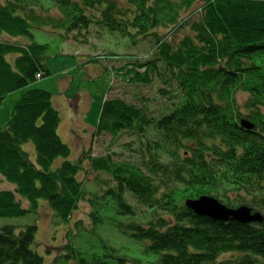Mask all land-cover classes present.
<instances>
[{"label": "trees", "instance_id": "1", "mask_svg": "<svg viewBox=\"0 0 264 264\" xmlns=\"http://www.w3.org/2000/svg\"><path fill=\"white\" fill-rule=\"evenodd\" d=\"M14 1V5H0V105L8 94L33 84L34 73L50 75L42 65L49 46L35 41L33 24L42 19V4L46 1L54 6V0ZM59 1L96 18L94 23H82L85 27H79L80 32L98 28L102 32L96 35L121 36L130 27L154 41L158 51L146 66L145 61L140 62L146 67L143 73L131 69L130 82L148 87L158 76L174 89L169 97L171 107L154 120L144 115L146 111L128 105L132 120L127 128L121 119L123 101L104 104L96 133L113 137L126 130L145 139L144 153L136 162L116 161L108 155L91 157L90 148L72 162L68 160L70 148L60 140L54 108L50 122L45 123L49 128H33L38 111L49 104L50 92L27 90L14 105L7 123L0 127V174L18 194L31 201L43 200L64 221L86 199L84 184L75 173L88 156L92 169L103 170L110 177L89 191L95 197L87 198L93 207L88 213L91 224L95 226L98 214L102 215L121 227L119 233L126 240L116 245L108 237L88 259L76 251V258L58 254L61 261L54 257L52 262L264 264V221L248 225L212 221L184 206V200L204 195L218 197L229 207L247 204L237 198L234 205L233 195L250 200L248 206L264 213V101H256L258 96L264 98V0ZM199 1L203 3L194 6ZM45 18L51 27H57L52 16ZM188 25L191 32L177 42H158L159 29L169 28L177 34ZM12 33L24 37L25 46L1 40ZM8 54L14 59L10 61ZM158 91L165 95L164 90ZM241 92L251 95L242 112L237 103ZM241 119L254 129H243ZM144 127H151L152 135ZM237 132L244 137H231ZM231 138L239 148L231 145ZM29 142L36 151V164L22 148ZM57 158L63 161L53 170ZM93 199L104 202L101 213L94 208ZM108 200L110 206H106ZM14 204L13 194L0 188V218L29 213ZM16 229L0 226V264H44V258L32 249L35 227Z\"/></svg>", "mask_w": 264, "mask_h": 264}, {"label": "rangeland", "instance_id": "2", "mask_svg": "<svg viewBox=\"0 0 264 264\" xmlns=\"http://www.w3.org/2000/svg\"><path fill=\"white\" fill-rule=\"evenodd\" d=\"M14 2V0H0V5L5 7L9 3L14 5ZM202 3L199 1L194 6H200ZM7 9L10 8L7 7ZM42 9L45 10L40 12L43 15V21L41 23L35 21V24H33L36 27L33 29V37L38 43L49 46L47 50L49 52L46 53L47 59L42 65L48 69L50 75L6 96L0 105V127L7 123L12 108L27 90L42 89L52 95L53 106L56 107L59 113L58 134L62 143L69 145L71 149L70 159L74 160L80 152L91 147V157L108 155L116 161H139L144 153L142 146L145 139L138 138L135 134L131 135L129 132L126 134L118 133L113 137L96 133L100 114L103 111L100 103L103 102L102 96H105V99L111 102L116 99H125L130 103H136V105L146 103L149 106L148 117L151 120L167 111V108L171 107L169 97L173 96L171 91L174 87H166L158 80V76L153 77V82L148 87L130 82L134 70L138 73H143L146 70V63L150 61L154 51L155 53L158 51V47L154 45L153 41L150 42V45L154 49L149 51L128 48L125 43H121L119 38L109 34L96 35L93 28H90L87 32L85 30L80 32L79 27H85L82 23L76 24L77 29L72 27L69 29L74 37H60L58 28L51 27L45 15L52 16L54 20L60 19L62 16L49 2H44ZM182 17H185V14ZM121 19H123V16ZM190 32L189 25L177 34H172L169 28L159 29L158 42L167 40L173 44ZM90 35L94 36L91 37ZM93 37L96 39V46H94ZM1 40H5L4 36ZM26 42L24 37L18 36L14 44L15 46H25ZM141 47H144V44H141ZM8 55L9 60L14 57L12 54ZM144 61L145 66H141L140 62ZM34 77H37L36 74ZM158 90H164L165 95H160ZM245 99L246 96H237V103L241 111H244ZM96 134L97 136H94ZM22 148L29 153L30 160L35 162L36 152L33 144L31 142L26 143ZM87 157L83 158L86 162H82L83 167L86 168V173L82 172L78 176L79 180L84 183V189L87 192L86 199L79 202L77 210L71 218L64 221L58 218L56 214L54 215V211L43 200L31 201V198L28 199V197L18 194L15 186L0 174V188L13 194L14 206L29 210V213L23 217L0 218V226L13 225L18 228L16 229V232H18L20 227L33 225L36 233L32 249L44 258L45 264H61V259L57 258L59 257L58 254H71L70 256L76 258V251L82 252V257H85L83 259H88L86 257L89 253L93 249H99L100 244L107 237L116 242L121 241L118 238V234L121 233L113 227L115 224H111L109 219L98 214L95 226H93L88 217V213L93 207H90L87 198L89 196L95 198L92 192L89 193V191H93L94 187L102 184L101 181H109L110 177L103 170L92 169L89 162H87ZM58 159L59 161L54 166L63 161L62 158ZM179 189L180 187L176 185L175 190ZM98 194H101V191ZM237 198L249 204L250 200L245 201L233 195L231 196L232 202H235ZM95 201L94 208L99 209L100 205L104 204V202L101 204L98 200ZM110 204L111 201L108 200L106 206H110ZM234 205H236V202ZM101 212L102 210L99 209L98 213ZM65 222L66 226L63 225ZM77 224H81L82 230L78 236L74 237L72 232L76 230ZM54 257L60 259V261L57 260L56 263H53ZM70 260L69 264H77L75 260Z\"/></svg>", "mask_w": 264, "mask_h": 264}, {"label": "bare ground", "instance_id": "3", "mask_svg": "<svg viewBox=\"0 0 264 264\" xmlns=\"http://www.w3.org/2000/svg\"><path fill=\"white\" fill-rule=\"evenodd\" d=\"M71 1H77V3H80V0H71ZM53 3H54V7L56 8V10L62 14V17L55 21V23L57 25V28L59 30L60 37H65V36L74 37L73 34H71L69 32V29L71 27L74 28V26L76 24H78V23L91 24V23H94L96 21V18L93 19V17H91L89 14H87L86 12L81 11L79 8L73 6V5L69 4V3L62 2V1H59V0H54ZM125 3H126V0H125ZM197 3H199V2H197ZM9 12L11 13V11H9ZM35 21H38L39 23H41L43 21V19H41V20L35 19ZM96 30H97L96 33L102 32V30H100L98 28H96ZM43 32L45 33V31H43ZM84 36L86 37V35H84ZM90 36L92 37L94 35H90ZM113 37L121 39V43L122 42L125 43V45H127L128 48L143 49V50H146V51H149V50L153 49L152 46L150 45L149 40L145 36H142L139 31L134 30L133 28H130V27L129 28L128 27L124 28L122 30L121 36L118 34V35H115ZM4 38H5V41H4L5 43L14 46V42H15V39L18 38V34H13V33L11 35L8 34L7 36H4ZM93 42H94V46H96V39L95 38L93 39ZM141 44H144V47H141ZM1 57H3V56H1ZM14 57L10 58V61L12 59H14ZM84 57H86V56H84ZM35 74L37 76L35 78L36 81L40 80L41 79V77H39L40 76V72L34 73V76H35ZM37 90H41L42 91V89H37ZM241 93H242L241 94L242 96H246V99H245V102H244V103H246V101L248 100L249 97H251V95L246 93V92H241ZM102 99H103V102L100 103L101 104V109H103L105 103H110L111 102L110 100L105 99V96H102ZM120 100L123 101L122 106H121V119H122V124L124 125L123 128H127V124H129L131 122V120H132V116L128 113V110H129L128 105L132 106L135 109H140V110H142L144 112L146 111L144 115L146 117L148 116L147 109H148L149 106L146 103L141 104V105H136V103H130V102L126 101L125 99H123V100L120 99ZM256 101H264V98L262 96H258L256 98ZM39 103H42V100H40ZM53 108L58 113V110L56 109V107L53 106L52 98H50L49 99V104H47V103L44 104L43 108L38 111V114L36 115V117L34 119L35 121H34L33 128L37 129V127H41V126L49 128V125L45 124V123L50 122V117L52 116ZM112 113L114 114V112H112ZM113 114H111V116H113ZM58 116H59V113H58ZM241 121H242V119L240 120L239 124L243 127V129H246V130L254 129V128H252V129L246 128L245 126H243L241 124ZM110 127H111V129L114 130L115 129L114 123L110 122ZM144 130L147 131V135H152L151 127L150 128L149 127H144ZM24 131H25V128H24ZM124 134H126V130H124ZM231 137L238 138V137H244V135L241 132H237L235 135H233ZM230 142H231V145L237 144V142L235 140H232V138H231ZM235 146L237 148H239L237 145H235ZM28 155H29V153H28ZM155 156H157L156 152H155L153 157L155 158ZM230 157L232 158V156H230ZM36 159H37V155H36ZM36 159H35V162L32 160L33 164H36ZM68 160L74 162V160H72V159H68ZM57 161H59L58 158L56 160H54V162L52 163L51 167H52L53 170L58 168L62 164V163H60L57 166H54V164ZM82 169H84V171ZM85 171H86V168H84L82 165H80V167L78 168V170L75 173V177H77V179L79 180L78 176L82 172L86 173ZM36 180L38 181V179H36ZM201 197L214 198L213 200H215V199L218 200L221 204H223L224 206H226L229 209H234L235 210V209H237L239 207L246 206V207H248V208H250L252 210V215L259 214L262 217V221H255L253 223H248V224H260V223H262L264 221V213L262 211H259V209L254 210L252 207H250V206H248L246 204H242V205H239V206H236V207H229V206H227L225 203H223L221 201L222 199H220L218 197H214V196H208V195L200 196L199 198H196V199H190L189 198V199L184 200V206L187 209L191 210L196 216H198L197 214H199L200 211L198 210V213L195 212L193 209L188 208L185 203H186V201H189V200L190 201H196V200L200 199ZM230 200H232L231 197H230ZM97 211H99V209ZM54 215H55V212H54ZM198 217H201V216H198ZM201 218H206V219H209V220H212V221H217V220H213V219L208 218L207 214L204 215V217H201ZM220 222H223V221H220ZM230 222H224V223H230ZM237 223H239V222H237ZM240 224H242V223H240ZM248 224H244V225H248ZM63 225L66 226V222ZM113 227L117 231H121L120 230L121 227L116 226V225H114ZM81 230H82V227H81V224H79L77 226L76 230L74 232H72L73 236L74 237L78 236L81 233ZM118 238H120L121 241L116 242L115 240H113L112 238L109 237V242L111 244H116V245L123 244L124 240H125L124 236L122 234H118ZM107 239H108V237H107ZM44 264H45V261H44Z\"/></svg>", "mask_w": 264, "mask_h": 264}, {"label": "water", "instance_id": "4", "mask_svg": "<svg viewBox=\"0 0 264 264\" xmlns=\"http://www.w3.org/2000/svg\"><path fill=\"white\" fill-rule=\"evenodd\" d=\"M241 124L246 128L252 129L254 125L248 121L242 119ZM210 197H201L196 201H186V206L193 209L198 213V216L207 217L217 221L223 222H239L242 224L253 223L255 221H262V217L259 214L252 215V210L246 206L239 207L237 209H229L218 200H213Z\"/></svg>", "mask_w": 264, "mask_h": 264}]
</instances>
